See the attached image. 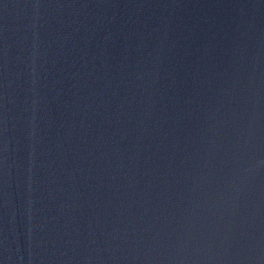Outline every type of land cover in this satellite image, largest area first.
<instances>
[{"label":"water","instance_id":"95a60500","mask_svg":"<svg viewBox=\"0 0 264 264\" xmlns=\"http://www.w3.org/2000/svg\"><path fill=\"white\" fill-rule=\"evenodd\" d=\"M0 264H264V0H0Z\"/></svg>","mask_w":264,"mask_h":264}]
</instances>
